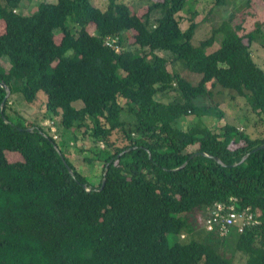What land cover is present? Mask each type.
<instances>
[{
	"label": "trees",
	"instance_id": "16d2710c",
	"mask_svg": "<svg viewBox=\"0 0 264 264\" xmlns=\"http://www.w3.org/2000/svg\"><path fill=\"white\" fill-rule=\"evenodd\" d=\"M24 1L0 0V264H236L229 247L243 264H264V68L253 49L264 46V21L241 34L233 12L195 45L197 13L185 30L178 17L187 0L152 2L141 14L120 0L42 1L24 14ZM246 8L260 12L264 0ZM170 59L198 83L170 72ZM216 87L245 100L253 135L205 123ZM167 88L179 97L157 100ZM15 93L29 104L44 93L60 137L13 113ZM186 116L198 120L179 128ZM89 124L102 137L97 184L66 151L73 129ZM231 198L259 223L207 232L210 209Z\"/></svg>",
	"mask_w": 264,
	"mask_h": 264
},
{
	"label": "rangeland",
	"instance_id": "374dc122",
	"mask_svg": "<svg viewBox=\"0 0 264 264\" xmlns=\"http://www.w3.org/2000/svg\"><path fill=\"white\" fill-rule=\"evenodd\" d=\"M42 1L55 3L57 0H25L22 3L20 11L24 14H32ZM120 1L126 2L135 13L141 14L146 10V7L149 3L159 2L162 0ZM92 2L96 6L103 7L108 2V0H92ZM236 11L238 12V18L235 19V22H242L243 30L241 31V34L252 31L255 28V23L257 21H264V10L253 13V10L246 8V0H227L226 4L222 7L216 6L214 0H187L185 9L178 14V17L180 19L181 28L185 30L189 26V20L192 17V14L194 12L197 13L195 22L197 23L198 28L195 31L192 42L193 44L198 45L202 40L210 35L211 30L214 26H216L222 20L229 18V16ZM69 26L73 27L71 23H69ZM2 31L3 24H0V33ZM90 32H94L93 26H91ZM131 33L132 32H129L128 34L125 33V45H128V43L131 44L133 41ZM61 36L62 34L60 32H56L57 41L60 40ZM257 45L255 46L256 48H254L256 49L255 56L260 62V65L264 68V46H261L258 43ZM219 46L220 43L216 42L208 51L211 52L213 50H216L217 48H219ZM168 70L170 72H177L181 74L184 78L188 79L193 84H197L201 78L200 75L194 74L187 70L182 61L177 62L170 59ZM208 86L210 88V84ZM213 89V96L206 99L204 103L212 105L214 107V110L216 109V111L211 112V115L209 116L203 117L205 123L210 127L216 129L223 126L226 122H229L232 125L238 126L239 129H244V131L247 130L248 133L253 135L255 133L254 128L250 127L248 129L249 125L246 115L247 113L249 115V113L251 112L245 100L242 98L237 99V94L235 92L226 90L222 87H216ZM165 91H168V95L166 97H164L163 95H157V100L168 102L174 97H179V94L175 92L174 89L167 88ZM41 95H44V93H41ZM41 98L44 99V97L40 96L35 101L36 103L34 102L32 103V105H30L25 100H23L20 94L15 93L10 98V108H12L13 113L18 112L19 115L29 121H40L41 125L49 127L52 130L54 137L56 136V138H58L60 137V134L58 132V121L60 119L59 117H50L51 114L47 112L44 103L41 104ZM200 99L201 98L197 100L198 103ZM121 104L124 106L126 105L123 100L121 101ZM217 104L218 106L216 107ZM74 105L75 107L82 106V102L78 101L74 103ZM217 111H221L223 113V116H221V118H218L220 113H217ZM197 120L198 117L196 116L183 117L179 121L178 127L186 129L190 126H193L195 122H197ZM89 125V129H73V132L71 134H73L74 137H72L68 141L71 143L67 144L68 148L66 149V151L74 167L81 174L86 176L90 182L92 181L94 184H97L99 182V179L101 178L103 166V163L98 162L96 158V153L99 151V149H101V147L103 148V145L99 147L97 142L102 141V137L100 131H98V129H95L96 127H94L93 124ZM116 137L117 135L114 134L113 139H116ZM169 239L171 242L174 241L173 236H170ZM226 251V255H233L236 264H243V260L241 259L240 254L236 253L233 248L229 247V249Z\"/></svg>",
	"mask_w": 264,
	"mask_h": 264
},
{
	"label": "built area",
	"instance_id": "2783aa9c",
	"mask_svg": "<svg viewBox=\"0 0 264 264\" xmlns=\"http://www.w3.org/2000/svg\"><path fill=\"white\" fill-rule=\"evenodd\" d=\"M258 223L259 220L256 219L251 209H238L236 199L231 198L229 204L216 203L210 209L205 222V229L209 233L217 232L221 236H225L232 229L242 232L245 227Z\"/></svg>",
	"mask_w": 264,
	"mask_h": 264
},
{
	"label": "crops",
	"instance_id": "0c3cea01",
	"mask_svg": "<svg viewBox=\"0 0 264 264\" xmlns=\"http://www.w3.org/2000/svg\"><path fill=\"white\" fill-rule=\"evenodd\" d=\"M0 24H3V22H0ZM3 28H4V24H3ZM257 45V43H254V45H253V49L254 48H256L255 46ZM258 46V45H257ZM255 50V54H254V58H255V60L256 61H258V59H257V57L255 56L256 55V49H254ZM259 62V61H258ZM6 64H7V62H5ZM259 64H260V62H259ZM7 66H8V64H7ZM40 96H42V97H44V99H42L41 98V104L42 103H44V105L46 106V101H47V98H46V96H44V95H41V93L38 95V98L40 97ZM36 103V102H35ZM30 105H32V104H30ZM78 107H80V106H78ZM71 143V142H70ZM70 147V146H69ZM69 156V155H68ZM94 184V183H93Z\"/></svg>",
	"mask_w": 264,
	"mask_h": 264
},
{
	"label": "water",
	"instance_id": "95a60500",
	"mask_svg": "<svg viewBox=\"0 0 264 264\" xmlns=\"http://www.w3.org/2000/svg\"><path fill=\"white\" fill-rule=\"evenodd\" d=\"M8 96H9V92H8V94H7V96H6V99L8 98ZM5 99V100H6ZM3 104H4V102H3ZM217 161H219L218 159H217ZM64 162H65V160H64ZM65 165L67 166V168H68V170L70 171V172H72V170H71V168L68 166V164L65 162ZM104 185H105V180L103 181V183H102V187L100 188V190L104 187Z\"/></svg>",
	"mask_w": 264,
	"mask_h": 264
}]
</instances>
